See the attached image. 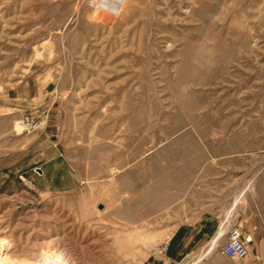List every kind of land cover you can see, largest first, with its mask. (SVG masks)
<instances>
[{
  "label": "rangeland",
  "instance_id": "1",
  "mask_svg": "<svg viewBox=\"0 0 264 264\" xmlns=\"http://www.w3.org/2000/svg\"><path fill=\"white\" fill-rule=\"evenodd\" d=\"M259 204L264 0H0V264H244Z\"/></svg>",
  "mask_w": 264,
  "mask_h": 264
},
{
  "label": "built area",
  "instance_id": "2",
  "mask_svg": "<svg viewBox=\"0 0 264 264\" xmlns=\"http://www.w3.org/2000/svg\"><path fill=\"white\" fill-rule=\"evenodd\" d=\"M251 237H245L239 226L232 225L227 229L226 241L221 245V253L225 256L244 259L249 255ZM159 251H166L167 246L158 247Z\"/></svg>",
  "mask_w": 264,
  "mask_h": 264
},
{
  "label": "crops",
  "instance_id": "3",
  "mask_svg": "<svg viewBox=\"0 0 264 264\" xmlns=\"http://www.w3.org/2000/svg\"><path fill=\"white\" fill-rule=\"evenodd\" d=\"M257 212L254 213L251 210V213L246 216V230L250 231L254 237H256L257 244L252 246V254L257 255V259H252L250 262L244 264H264V212L263 204L257 205ZM260 214V216H259ZM249 258V255L243 260Z\"/></svg>",
  "mask_w": 264,
  "mask_h": 264
},
{
  "label": "water",
  "instance_id": "4",
  "mask_svg": "<svg viewBox=\"0 0 264 264\" xmlns=\"http://www.w3.org/2000/svg\"><path fill=\"white\" fill-rule=\"evenodd\" d=\"M102 206H103L102 204L99 205L100 208H101Z\"/></svg>",
  "mask_w": 264,
  "mask_h": 264
},
{
  "label": "bare ground",
  "instance_id": "5",
  "mask_svg": "<svg viewBox=\"0 0 264 264\" xmlns=\"http://www.w3.org/2000/svg\"><path fill=\"white\" fill-rule=\"evenodd\" d=\"M1 263V262H0Z\"/></svg>",
  "mask_w": 264,
  "mask_h": 264
}]
</instances>
